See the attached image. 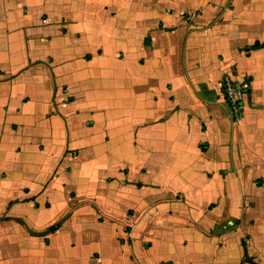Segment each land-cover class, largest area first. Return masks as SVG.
Wrapping results in <instances>:
<instances>
[{"label":"crops","instance_id":"obj_1","mask_svg":"<svg viewBox=\"0 0 264 264\" xmlns=\"http://www.w3.org/2000/svg\"><path fill=\"white\" fill-rule=\"evenodd\" d=\"M257 41L264 0H0V264H264Z\"/></svg>","mask_w":264,"mask_h":264},{"label":"built area","instance_id":"obj_2","mask_svg":"<svg viewBox=\"0 0 264 264\" xmlns=\"http://www.w3.org/2000/svg\"><path fill=\"white\" fill-rule=\"evenodd\" d=\"M248 76L225 75L221 83V90L228 107L231 121L239 123L244 117L246 100L252 90Z\"/></svg>","mask_w":264,"mask_h":264},{"label":"rangeland","instance_id":"obj_3","mask_svg":"<svg viewBox=\"0 0 264 264\" xmlns=\"http://www.w3.org/2000/svg\"><path fill=\"white\" fill-rule=\"evenodd\" d=\"M117 162V160L113 157V156H110L109 157V163H111L112 165L114 164V163H116ZM127 162L128 163H132V165L133 166H136V159H134V157H129L128 159H127ZM125 163V162H124ZM117 164H119V161L117 162ZM126 164V163H125ZM242 188V187H241ZM248 189L246 188L245 189V191H247ZM258 210H259V213L264 217V203L263 204H260V203H258ZM243 243H244V241H243ZM245 246V245H244ZM178 252V254H179V256L181 257L182 255H184V253L181 251V250H178L177 251ZM260 258L264 261V257H262V256H260ZM185 259H186V256H185ZM246 260L248 261V260H250V259H248V258H246Z\"/></svg>","mask_w":264,"mask_h":264},{"label":"trees","instance_id":"obj_4","mask_svg":"<svg viewBox=\"0 0 264 264\" xmlns=\"http://www.w3.org/2000/svg\"><path fill=\"white\" fill-rule=\"evenodd\" d=\"M261 48H264V43L261 44L257 41L254 45H252V47H249L247 50H257Z\"/></svg>","mask_w":264,"mask_h":264}]
</instances>
